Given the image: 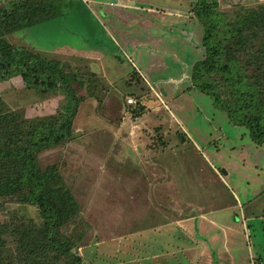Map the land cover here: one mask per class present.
<instances>
[{"label":"rangeland","instance_id":"1","mask_svg":"<svg viewBox=\"0 0 264 264\" xmlns=\"http://www.w3.org/2000/svg\"><path fill=\"white\" fill-rule=\"evenodd\" d=\"M12 1L0 0V10ZM97 1L102 5L95 0H60L55 19L8 37L17 47L28 44L96 74L83 76V86L73 84L76 97L83 98L73 119L76 138L39 157L43 169L57 167L81 206V215L66 227V234L81 237L79 247L88 245L93 233L105 230L107 208L125 201L129 190L134 194L137 180L170 179V192L177 197L180 186L188 197L205 201L217 193L223 203L240 204L234 221L240 213L250 219L239 227L235 264H252V256L253 264H264V144H255L245 127L233 125L207 95L196 91L190 70L167 53L179 55L188 68L200 58L203 30L169 14L175 7L187 10V4L152 0L163 10L149 13ZM196 1L191 0V8ZM263 1L220 0V9L229 13L234 5L252 7ZM173 24H192V35L187 34L191 43L172 35L168 27ZM128 78L133 85H127ZM0 86L9 89L3 96L7 105L30 121H46L66 104L61 90L28 89L18 76ZM128 98L141 102L139 117ZM169 189L163 185L162 196ZM16 212L37 218L34 207L9 199L0 202V221Z\"/></svg>","mask_w":264,"mask_h":264},{"label":"trees","instance_id":"2","mask_svg":"<svg viewBox=\"0 0 264 264\" xmlns=\"http://www.w3.org/2000/svg\"><path fill=\"white\" fill-rule=\"evenodd\" d=\"M59 1L14 0L0 10V85L18 76L28 89L44 93L58 89L66 99L63 111L56 116L30 121L7 105L3 96L9 89L0 86V202L9 199L37 209L36 219L16 212L0 221V264H83L76 252L81 237L65 232L81 215L79 201L63 183L57 167L43 169L39 157L46 149L76 138L73 119L83 98L76 97L73 84L83 86V76L94 78L96 74L8 41L16 32L55 19ZM234 6L226 13L220 9V0H197L193 5L191 23L203 34L200 58L192 64L190 81L233 125L245 127L252 141L261 146L264 2ZM127 81L130 79L127 85L134 84ZM139 106V101L137 106H129L137 112L135 117L144 110Z\"/></svg>","mask_w":264,"mask_h":264},{"label":"crops","instance_id":"3","mask_svg":"<svg viewBox=\"0 0 264 264\" xmlns=\"http://www.w3.org/2000/svg\"><path fill=\"white\" fill-rule=\"evenodd\" d=\"M110 1L123 10L145 8L149 13L163 10V6L152 0ZM95 3L100 4L97 0ZM182 4H187L188 9L175 7L178 9L169 11V14L175 13L191 23V0L178 2V5ZM104 17L107 18L106 12ZM190 25L173 24L168 28L177 39L191 43L187 36L192 35ZM26 47L33 49L28 44ZM167 53L177 58L188 72L191 71L192 64L188 68L179 55ZM163 185L169 189L172 186L170 179L166 183L158 178L137 180L136 192L131 194L129 190L127 194V204L123 201L109 206L104 218L108 222L105 230L93 233L91 242L77 250L83 264H235L241 246L238 243L239 227L241 224L245 226V221L250 219L249 214L240 213L237 214L239 219L234 221L240 204L223 203L217 193L205 201L193 198L191 191L192 195L188 197L176 184L178 197L170 189L167 196H162L160 189ZM252 258L254 261V256Z\"/></svg>","mask_w":264,"mask_h":264},{"label":"built area","instance_id":"4","mask_svg":"<svg viewBox=\"0 0 264 264\" xmlns=\"http://www.w3.org/2000/svg\"><path fill=\"white\" fill-rule=\"evenodd\" d=\"M127 103H128L129 106H131V105L137 104L138 101L133 99V98H128Z\"/></svg>","mask_w":264,"mask_h":264}]
</instances>
